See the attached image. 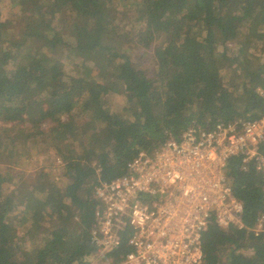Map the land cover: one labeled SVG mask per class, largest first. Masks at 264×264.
Returning a JSON list of instances; mask_svg holds the SVG:
<instances>
[{
	"label": "trees",
	"instance_id": "1",
	"mask_svg": "<svg viewBox=\"0 0 264 264\" xmlns=\"http://www.w3.org/2000/svg\"><path fill=\"white\" fill-rule=\"evenodd\" d=\"M5 1L0 120L14 124L0 131V157L16 163L22 145L46 146L63 180L45 167L0 172V264H88L101 180L191 126L264 114V0H10L9 23ZM128 40L150 67L132 60ZM241 163L232 157L227 177L245 227L210 225L203 264H264V234L251 232L264 213V177ZM126 240L114 256L131 250Z\"/></svg>",
	"mask_w": 264,
	"mask_h": 264
},
{
	"label": "built area",
	"instance_id": "2",
	"mask_svg": "<svg viewBox=\"0 0 264 264\" xmlns=\"http://www.w3.org/2000/svg\"><path fill=\"white\" fill-rule=\"evenodd\" d=\"M263 145L264 114L209 129L191 126L154 153L141 151L125 174L96 187L88 264H203L210 225L245 227V204L227 177L229 160L240 156L243 170L254 163L264 177ZM251 232L264 234V213ZM125 239L131 250L118 258Z\"/></svg>",
	"mask_w": 264,
	"mask_h": 264
},
{
	"label": "rangeland",
	"instance_id": "3",
	"mask_svg": "<svg viewBox=\"0 0 264 264\" xmlns=\"http://www.w3.org/2000/svg\"><path fill=\"white\" fill-rule=\"evenodd\" d=\"M11 1L6 0L3 4L2 13L4 15L5 20L9 23L10 22V12H11ZM121 22L123 27L126 29V31H129L132 29V26L134 24V21L128 18V16L123 15L121 18ZM123 36H125L126 32H122ZM125 49L130 53V56L132 60L138 64L140 67H145L146 69L152 65V62L150 58L148 57V54H146L145 51L140 50L136 48V42L135 41H125ZM88 59L86 56L80 55L79 57L75 58V61L82 62L83 59ZM94 62V61H93ZM97 63L96 69H98L101 65L100 60L95 61ZM94 62V63H95ZM54 85L60 86L62 85L60 82V79H58ZM123 96L120 95L116 98L114 104L115 109L118 110L123 103ZM14 123H6L0 120V131L2 130V127H9L12 126ZM45 128L47 127L46 124L43 125ZM29 145V144H28ZM25 145L18 150V153L22 154V157L17 160L16 163L11 162L12 159L16 158L17 155L14 158H11V161H4L2 160V157H0V172L5 176H9L10 174L14 175H23L24 173L32 174L36 171H39L42 167L46 168V171H48L51 175L50 177H53L54 179H58V181L63 180V165L62 163H59L58 159L59 157L56 155L54 149L48 148L46 146L41 147H31ZM7 162V163H6ZM10 168H15V171L10 170ZM10 186L12 187L13 184L10 183ZM22 209V207H21ZM15 219V218H14ZM12 221H15V220Z\"/></svg>",
	"mask_w": 264,
	"mask_h": 264
}]
</instances>
